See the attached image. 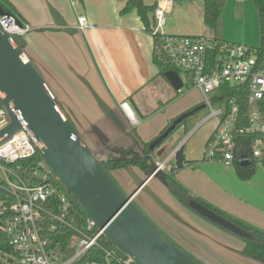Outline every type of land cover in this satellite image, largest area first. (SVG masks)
Here are the masks:
<instances>
[{
    "label": "crops",
    "instance_id": "1",
    "mask_svg": "<svg viewBox=\"0 0 264 264\" xmlns=\"http://www.w3.org/2000/svg\"><path fill=\"white\" fill-rule=\"evenodd\" d=\"M9 1L24 17V25L31 27L23 35L26 55L98 158L122 156L125 142L121 138L132 129L142 140L150 141L173 119L200 104L197 100L186 103L178 100L186 86V89L195 87L190 86L188 74L186 84L179 73L184 87L177 90L160 72L154 61V36L145 30L137 10L122 12L126 0ZM163 1L167 7L164 26L167 34L205 35L218 38L222 44L235 43L223 37L221 27L216 31L205 23L204 0H158V3ZM154 2L146 0L148 4ZM82 16L86 17L87 26L79 29V18ZM226 37L230 38L229 35ZM123 102H128L134 110L138 123L133 124L128 119L120 105ZM186 131L185 127L179 128L158 146L153 153L154 160L166 161L165 173L175 169L176 178L194 196L252 227L264 229V211L261 209L231 194L216 199L214 194L218 195L219 186L215 193H206L188 179L187 167L198 168L201 163L208 162V158L205 155L202 159L187 157L186 145L193 131L188 136ZM213 161L224 162L220 159ZM169 162L173 164L169 166ZM232 164L234 162L225 163L228 166ZM197 171L199 169L194 170ZM113 173L118 178L115 179ZM111 174L125 193H130L145 180L135 196V203L190 254L197 251L199 243L204 240L202 232L218 233L192 209L178 201L161 174L147 178L145 172L137 167L116 169ZM192 255H200L201 258V254Z\"/></svg>",
    "mask_w": 264,
    "mask_h": 264
},
{
    "label": "built area",
    "instance_id": "2",
    "mask_svg": "<svg viewBox=\"0 0 264 264\" xmlns=\"http://www.w3.org/2000/svg\"><path fill=\"white\" fill-rule=\"evenodd\" d=\"M168 1V0H167ZM166 2H159L155 10L154 33L160 34L164 48L173 64L189 76L190 86L198 88L203 103L210 108L203 118L205 122L217 118L213 136L210 138L212 150L207 154L210 160L220 159L227 164L235 160L246 164L263 156L264 150V43L258 47L242 43H223L216 56L212 53L220 48V43L205 35L167 34ZM0 26L14 38L23 36L31 27L18 22L12 14H0ZM87 26L85 16L79 18V29ZM224 84L242 85L248 89L247 114L241 115L238 97L226 99L224 104L214 107L210 93ZM128 119L138 123L137 116L128 102L120 104ZM11 121L10 114L0 108V130ZM27 125V122H25ZM259 135L253 144L241 141L240 137ZM41 144L36 141L33 131L20 128L11 136L0 137V233L7 237V246L0 239V264H77L83 255L94 245L104 230L91 236L78 231L75 239L76 249L70 256L51 247L47 230H56L57 223L72 226L68 221L69 203L59 191V186L51 178L49 169L33 167L32 180H27L18 172L15 164L29 159L40 151ZM166 161L159 162L165 168ZM55 199H59L58 206ZM54 201V202H52ZM58 201V200H57ZM53 219L46 226L45 219ZM88 230L98 225L91 217L87 221ZM106 260L115 259L112 252L106 251ZM64 261L57 263L58 260ZM118 261L122 259L117 258ZM133 261L130 257L124 264ZM85 264H100L88 261Z\"/></svg>",
    "mask_w": 264,
    "mask_h": 264
},
{
    "label": "water",
    "instance_id": "3",
    "mask_svg": "<svg viewBox=\"0 0 264 264\" xmlns=\"http://www.w3.org/2000/svg\"><path fill=\"white\" fill-rule=\"evenodd\" d=\"M2 13L7 12L0 6ZM20 43L21 40L17 41L0 26V102L11 117L10 123L0 130V137H9L24 127L33 131L41 144L44 162L85 207L103 233L133 261L139 264H199L173 244L134 204L145 180L130 193H125L112 174L103 168ZM165 76L175 89L183 88L184 82L177 70H169ZM205 106V103L199 104L175 118L150 143V150L162 143L180 122ZM145 174L147 178L163 176L165 171L159 168V162L151 161L150 172ZM189 205L222 228L243 238L253 237L249 231L200 201L192 198Z\"/></svg>",
    "mask_w": 264,
    "mask_h": 264
},
{
    "label": "trees",
    "instance_id": "4",
    "mask_svg": "<svg viewBox=\"0 0 264 264\" xmlns=\"http://www.w3.org/2000/svg\"><path fill=\"white\" fill-rule=\"evenodd\" d=\"M204 2H205V9H204L205 23L211 28H213L214 30L219 31L221 27V23H222L223 10L227 3V0H204ZM256 3L260 9L261 33H262V44H263L264 43L263 0H256ZM157 5H158V0H155L153 4L146 3V0H126V5L122 9V12H128L133 9L137 10L138 14L140 15L144 23L145 30L153 34L154 36V61L158 65L160 72L162 74H165V72L169 70H177L180 73L181 69H179L173 64L168 53L166 52L164 48V43H163V39L161 35L153 32L155 23H156L154 13L157 8ZM0 6H2L5 12L14 15L19 23L26 24L24 17L18 11V9L12 4V2H10L9 0H0ZM16 39L17 41L21 40L20 45L23 48H25L26 44H25V40L23 36H17ZM215 40L220 43L219 45L220 48L215 49L213 51L212 54L214 56H216L219 49L222 48L221 41L218 38H215ZM219 90H220V93L217 96H215L214 98L215 100H220V99L226 100V99H229L230 97H238L240 101V105H241V115L245 116L247 114L248 89L246 86H242V85L231 86L228 84H224L221 88H219ZM2 107H3V104L0 102V108ZM194 114L190 115L189 117L185 118L182 122H180L166 139H168L175 131H177L181 127H185L187 129L188 122L192 120V117L194 116ZM171 123H169L162 130V132H164V130H166V128ZM257 137H259V135L245 134L241 136L240 139L241 141H244L245 143L251 145L255 142V139ZM154 139L150 141H144L135 132V130L132 129V131L128 135H125L124 137L121 138V141L125 142V145L122 147V151H123L122 156H119V157L110 156L107 158H103V159L98 158V159L100 163L102 164L103 168L110 174L112 173L113 170L124 169L128 167H137L143 172H150V162L153 159V153L157 149V147L160 146L166 140L164 139L162 143L156 146L155 149L150 150L149 145ZM255 164H256L255 159L248 162V164L246 165H243L236 160L234 161V165L236 166L237 173L243 179H249L254 175ZM38 165L42 166V168L44 169H49L51 178L55 181L57 186H59L60 193L66 196V199L69 203V210L67 212V218H68V221L72 224V226H67L63 223H57L56 230L53 231L51 230V228L48 229L47 235L51 239L50 248L59 246L58 250L63 252L65 256H70L75 252V249H76L75 239L81 236L78 233V231L80 230L84 233H89L91 236H94L100 229V226L97 225L94 230H91V231L88 230L87 221L90 218L89 212L80 203V201L73 195V193L67 188V186L57 176V174L44 162V158L40 151H37L36 155L29 159L19 161L17 164H15V167L17 168L18 172L22 175L23 178L27 180H32L31 175H32L33 167L38 166ZM163 177L168 184L170 192L183 205L192 209L189 205V201L192 198H194L200 201L202 204L206 205L207 207L213 209L218 214L224 216L225 218L233 221L234 223L238 224L242 228L249 231L253 235V237L251 239L244 238L245 244L243 248L240 249L239 252L244 256L251 257L253 259H256L264 263V229L252 227L247 222L233 216L229 212L217 206H214L211 203L197 196H194L191 193V191L176 178L175 169H173L171 173L163 174ZM55 200H56L55 203L58 206L59 199H55ZM134 204L138 207L135 201H134ZM149 220L158 230H160V232H162L180 250L185 252L187 255H189L192 259H194L199 264H203L200 261H198V259H196L194 256H192L181 245L173 241L166 233H164V231L154 221H152L150 218ZM53 222H54L53 219L46 217L45 219L46 226H49ZM0 239H1L2 245L5 246V248L7 247L9 248V246H7V237L3 235L2 233H0ZM105 250L112 252L115 256V259L111 260L110 264H124L123 261H125L129 257L127 253L123 251L107 234L103 233L98 239V244L92 246L83 255V257L77 262V264H85L88 261H97L100 264H108L106 260ZM117 258L122 259V260L118 261ZM128 264H139V263L136 261H131Z\"/></svg>",
    "mask_w": 264,
    "mask_h": 264
},
{
    "label": "rangeland",
    "instance_id": "5",
    "mask_svg": "<svg viewBox=\"0 0 264 264\" xmlns=\"http://www.w3.org/2000/svg\"><path fill=\"white\" fill-rule=\"evenodd\" d=\"M221 29L224 32L222 35L227 41L242 43L253 47L260 46L262 44L261 18L260 9L256 0H227L222 14ZM228 35L230 38L227 39L226 36ZM180 74L187 84V73L181 71ZM186 88L187 86L184 88V92L179 94L178 100H182L183 103L191 100H197L200 104L203 103L204 97L200 90L197 88ZM219 93L220 90L216 89L209 94L213 100L214 107L222 106L225 102V99H214ZM209 112L210 108L205 106L198 110L192 117V120L188 122L186 136L195 130L186 145L187 157L202 159L205 155L207 158V154L212 150V145L207 143V140L213 128L216 126L218 119L211 118L200 124ZM207 160L208 162L201 163L198 168L195 167L193 169L187 167V170H189L187 176L189 180L197 183L200 189L206 193H215L214 190L219 186L220 190L218 195L214 194L216 199L223 198L225 194H231L238 200L246 201L251 206L264 211V157L256 160L255 172L250 179L241 178L234 164L228 166L224 162ZM152 161H155L154 158ZM172 164V162L168 163L169 166ZM196 169H199V171L194 172ZM113 176L115 179L118 178L116 173H113ZM116 181L118 182V180ZM191 211L194 212L193 210ZM194 214L204 219L218 232L215 234H205L202 232V238L204 240L199 243L200 247L198 246V250L193 252L195 254H201V258L200 255H196L195 257L198 261L203 264H264L261 261L244 256L239 252L236 253V250L242 248L245 244L243 237L222 228L196 212ZM204 249L205 252L203 251ZM62 261L64 260H58L57 263Z\"/></svg>",
    "mask_w": 264,
    "mask_h": 264
}]
</instances>
